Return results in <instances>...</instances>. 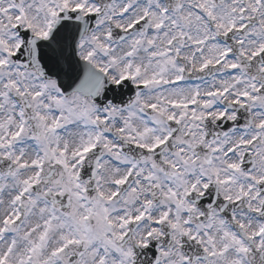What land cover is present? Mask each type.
Returning a JSON list of instances; mask_svg holds the SVG:
<instances>
[{"label": "snow or ice", "instance_id": "obj_1", "mask_svg": "<svg viewBox=\"0 0 264 264\" xmlns=\"http://www.w3.org/2000/svg\"><path fill=\"white\" fill-rule=\"evenodd\" d=\"M0 264H264V0H0Z\"/></svg>", "mask_w": 264, "mask_h": 264}]
</instances>
